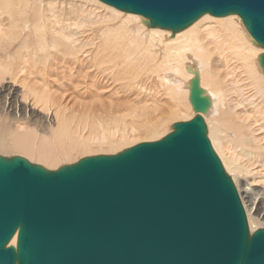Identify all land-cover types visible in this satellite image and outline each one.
I'll return each mask as SVG.
<instances>
[{"label":"bare ground","instance_id":"1","mask_svg":"<svg viewBox=\"0 0 264 264\" xmlns=\"http://www.w3.org/2000/svg\"><path fill=\"white\" fill-rule=\"evenodd\" d=\"M263 53L234 15H205L173 36L98 0H0V155L52 169L74 153L168 134L173 118L195 116L197 72L212 147L255 232L264 219Z\"/></svg>","mask_w":264,"mask_h":264},{"label":"water","instance_id":"2","mask_svg":"<svg viewBox=\"0 0 264 264\" xmlns=\"http://www.w3.org/2000/svg\"><path fill=\"white\" fill-rule=\"evenodd\" d=\"M175 36L205 15L238 16L264 49V0H98ZM264 75V53L258 57ZM160 140L48 170L0 155V264H264L232 178L208 138L210 98ZM16 236V245L10 243Z\"/></svg>","mask_w":264,"mask_h":264},{"label":"rangeland","instance_id":"3","mask_svg":"<svg viewBox=\"0 0 264 264\" xmlns=\"http://www.w3.org/2000/svg\"><path fill=\"white\" fill-rule=\"evenodd\" d=\"M141 17V16H140ZM97 35L99 34V33H96ZM106 102H108V101H106ZM110 103V102H109ZM163 103H165V101L163 102ZM169 105H171V104H169ZM168 106V105H167ZM108 112H106V114H107ZM164 113H166V112H164V111H160V112H158V115H156V114H154V115H152V118H150V120L153 122H151V128H154V129H157V126H156V123L157 122H155V121H157V118H159V117H161V116H166V115H164ZM106 116H104V118H105ZM183 117V118H182ZM186 117V116H185ZM192 119V118H191ZM190 119V120H191ZM176 121V122H175ZM184 121H186V119L184 118V115H180V116H177V117H175V118H173V121L171 120L168 124V126H167V128L164 130V131H166V130H169V132L168 133H170L171 131V126L173 125V124H175V123H177V122H184ZM169 128V129H168ZM163 131V130H162ZM162 131L159 133V134H157V135H142V136H140V137H138L137 138V140H136V142H134L133 143V145L135 146V145H138V144H140V143H144V142H154V141H157L158 139L160 140L161 138H160V136L162 135ZM209 133V132H208ZM163 135H167V134H163ZM162 135V138L164 137ZM208 137H209V139H210V141H211V143H212V140H211V138H210V135L208 134ZM138 142V143H137ZM132 145V144H131ZM212 146H213V144H212ZM130 147H133V146H128V147H126V149L127 148H130ZM124 150H125V148H123ZM215 150V149H214ZM123 151V150H122ZM119 152H121V150H114V149H106V148H103V149H100V148H94V149H92V150H88V151H85V152H78V153H74V154H72V155H70V156H68V157H64V159L63 158H61V159H59V160H56V162L54 163V162H52L50 165H52V169H53V171H55V170H58V168H60V167H62V166H64V165H71V164H74V163H76V162H78L79 160H81V159H83V158H85V157H92V156H99V155H115V154H117V153H119ZM216 152V151H215ZM217 153V152H216ZM17 154H20V153H17V152H13V153H10V154H8L7 156H4V157H12V156H19V155H17ZM10 155V156H9ZM217 155H218V157L220 158V156H219V154L217 153ZM2 156V155H1ZM21 157H23L22 155H20ZM23 158H25V157H23ZM25 159H27L28 161H29V159L28 158H25ZM61 160V161H60ZM220 160H221V162H222V159L220 158ZM57 161H59V162H57ZM31 163H33V162H31ZM33 164H35V162L33 163ZM36 164H38V165H40L39 163H36ZM222 164H223V162H222ZM42 166V165H41ZM223 166H224V164H223ZM43 167L44 168H46L47 169V167H45L44 165H43ZM225 167V166H224ZM49 168V167H48ZM51 169V168H50ZM50 169H48V170H50ZM51 169V170H52ZM225 170H226V168H225ZM226 172H228V170H226ZM229 176H231L232 177V179H233V182H234V184L236 185V182H235V180H234V178H233V176L228 172L227 173ZM236 187H237V185H236ZM258 188H261V187H258ZM238 189V188H237ZM238 193H239V190H238ZM239 195H240V193H239ZM240 198H241V195H240ZM249 205V206H248ZM244 206V205H243ZM247 206L248 207H251L250 206V204L249 203H247ZM245 208V207H244ZM263 220V221H262ZM261 220V224L257 227V230L258 229H261V228H264V219H262ZM248 223H249V221H248ZM249 226H250V224H249ZM251 233H253V232H251Z\"/></svg>","mask_w":264,"mask_h":264}]
</instances>
